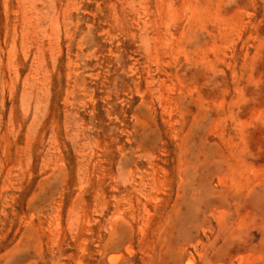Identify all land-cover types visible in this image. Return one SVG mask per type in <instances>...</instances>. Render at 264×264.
Masks as SVG:
<instances>
[{
	"label": "rangeland",
	"instance_id": "obj_1",
	"mask_svg": "<svg viewBox=\"0 0 264 264\" xmlns=\"http://www.w3.org/2000/svg\"><path fill=\"white\" fill-rule=\"evenodd\" d=\"M0 78V264H264V0H0Z\"/></svg>",
	"mask_w": 264,
	"mask_h": 264
},
{
	"label": "bare ground",
	"instance_id": "obj_2",
	"mask_svg": "<svg viewBox=\"0 0 264 264\" xmlns=\"http://www.w3.org/2000/svg\"><path fill=\"white\" fill-rule=\"evenodd\" d=\"M155 2H156V0H155ZM210 2H211V1H210ZM94 3H95V2H94ZM96 3H97V2H96ZM126 3H127V2H126ZM130 3H131V2H130ZM221 4H223V2H222ZM130 5H131V4H130ZM166 5H167V4H166ZM20 6H21V5H20ZM137 6H138V5H137ZM155 6H156V5H155ZM196 6H197V5H196ZM220 6H221V5H220ZM25 7H26V6H25ZM63 7H64V6H63ZM128 7H130V6H128ZM132 7H133V5H132ZM158 7H159V5H158ZM221 7H222V6H221ZM239 7H240V6H239ZM156 8H157V6H156ZM186 8H187V7H186ZM233 8H235V7H233ZM134 9H135V7H134ZM224 9H225V8H224ZM26 10H27V9H26ZM62 10H63V8H62ZM99 10H100V9H99ZM142 10H143V9H142ZM185 10H186V9H185ZM130 11H131V10H130ZM98 12H99V11H98ZM152 12H153V11H152ZM220 12H221V10H220ZM230 12H231V11H230ZM233 12H234V11H233ZM19 13H21V12H19ZM24 13H25V12H24ZM131 13H132V12H131ZM143 13H144V12H143ZM15 14H18V13L16 12ZM30 14H31V13H30ZM129 14H130V13H129ZM184 14H186V12H185ZM24 15H25V14H24ZM24 15H22V16H24ZM142 15H143V14H142ZM145 15H146V14H145ZM150 15L152 16V14H150ZM186 15H187V14H186ZM219 15H220V14H219ZM237 15H238V14H237ZM239 15H240V14H239ZM239 15H238V16H239ZM22 16H21V17H22ZM29 16H31V15H29ZM190 16H191V15H190ZM214 16H215V15H214ZM13 17H14V15H13ZM89 17H90V16H89ZM187 17H188V16H187ZM220 17H221V16H220ZM90 18H91V17H90ZM146 18H147V17H146ZM213 18H214V17H213ZM234 18H235V17H234ZM234 18H232V20H231L232 22H233V19H234ZM15 19H17V18H15ZM18 19H19V17H18ZM21 19H22V18H21ZM121 19H122V18H121ZM144 19H145V18H144ZM237 19H238V17H237ZM239 19H240V17H239ZM97 20H98V19H97ZM99 20H100V19H99ZM132 20H133V19H132ZM186 20H187V19H186ZM186 20H185V21H186ZM190 20H191V19H190ZM190 20H189V21H190ZM215 20H216V17H215ZM220 20H221V19H220ZM223 20H224V18H223ZM27 21H28V20H27ZM180 21H181V20H180ZM193 21H194V20H193ZM193 21H192V23H193ZM235 21H236V20H235ZM16 22H18V20H17ZM141 22H142V21H141ZM215 22H216V21H215ZM224 22H225V21H224ZM224 22H223V23H224ZM228 22H229V20H228ZM92 23H93V22H92ZM94 23H95V22H94ZM180 23H181V22H180ZM184 23H185V22H184ZM190 23H191V22H190ZM194 23H195V22H194ZM194 23H193V24H194ZM198 23H199V22H198ZM226 23H227V22H226ZM230 23H231V22H230ZM23 24H24V23H23ZM96 24H97V23H96ZM136 24H137V23H136ZM136 24H135V25H136ZM157 24H158V23H157ZM166 24H167V23H166ZM204 24H205V22H204ZM204 24H202V25H204ZM209 24H210V23H209ZM213 24H214V22H213ZM221 24H222V23H221ZM231 24H232V23H231ZM235 24H236V23H235ZM34 25H35V24H34ZM191 25H192V24H191ZM243 25H244V24H243ZM138 26H139V25H138ZM179 26H180V25H179ZM182 26H183V25H182ZM194 26H195V25H194ZM196 26H199V25L197 24ZM225 26H226V25H225ZM230 26H231V25H230ZM239 26H240V24H239ZM16 27H17V25H16ZM76 27H77V26H76ZM87 27H88V26H87ZM97 27H98V26H97ZM99 27H100V26H99ZM180 27H181V26H180ZM192 27H193V26H192ZM200 27H202V26H200ZM200 27H199V28H200ZM233 27L235 28V26H233ZM14 28H15V27H14ZM22 28H23V27H22ZM102 28H103V27H102ZM135 28H136V27H135ZM152 28H153V27H152ZM197 28H198V27H197ZM203 28H205V27H203ZM212 28H214V27H212ZM219 28H220V27H219ZM222 28H223V27H222ZM239 28H240V27H239ZM244 28H245V27H244ZM83 29H84V28H83ZM95 29H96V28H95ZM150 29H151V28H150ZM163 29H164V28H163ZM187 29H189V27H188ZM206 29H208V28H206ZM214 29H215V28H214ZM51 30H52V29H51ZM160 30H161V28H160ZM181 30H182V29H181ZM222 30H223V29H222ZM224 30H225V29H224ZM238 30H239V29H238ZM61 31H62V30H61ZM100 31H101V30H100ZM132 31H133V30H132ZM164 31H165V30H164ZM214 31H217V30H214ZM57 32H58V31H57ZM57 32H56V33H57ZM92 32H93V31H92ZM142 32L144 33V29L141 31V33H142ZM154 32H155V31H154ZM184 32H186V31H184ZM188 32H189V31H188ZM211 32H212V31H211ZM224 32H226V31H224ZM224 32H223V33H224ZM228 32H229V31H228ZM244 32H245V31H244ZM99 33H100V32H99ZM113 33H114V32H113ZM139 33H140V32H139ZM150 33H151V32H150ZM160 33H161V32H160ZM162 33H163V32H162ZM196 33H197V32H196ZM196 33L194 34V36H195V35L197 36ZM199 33H200V32H199ZM209 33H210V32H209ZM220 33H221V30H220ZM220 33H219V35H221ZM154 34H155V33H154ZM163 34H164V33H163ZM171 34H172V33H171ZM182 34H183V33H182ZM182 34H181V35H182ZM186 34H187V32H186ZM189 34H190V33H189ZM225 34H226V33H225ZM227 34H228V33H227ZM244 34H245V33H244ZM106 35H107V34H106ZM152 35H153V34H152ZM166 35H167V34H165V36H166ZM199 35H200V34H199ZM249 35H250V34H249ZM88 36H89V35H88ZM96 36H97V35H96ZM156 36H157V35H156ZM168 36H169V35H168ZM178 36H179V34H178ZM182 36H183V35H182ZM188 36H189V35H188ZM194 36H193V38H194ZM205 36H206V35H205ZM222 36H223V35H222ZM250 36H251V35H250ZM250 36H249V37H250ZM22 37H23V36H22ZM35 37H36V36H35ZM84 37H86V36H84ZM119 37H120V36H119ZM152 37H153V36H152ZM171 37H172V36H171ZM202 37H203V36H202ZM202 37H201V38H202ZM233 37H234V36H233ZM245 37L248 38L247 36H245ZM12 38H13V37H12ZM12 38H11V39H12ZM86 38H87V37H86ZM169 38H170V37H169ZM239 38H240V37H239ZM36 39H37V38H36ZM94 39H96V38H94ZM100 39H101V38H100ZM115 39H116V38H115ZM158 39H159V38H158ZM163 39H164V38H163ZM177 39H178V38H177ZM179 39H180V38H179ZM218 39H219V38H218ZM242 39H243V38H242ZM18 40H19V39H18ZM29 40H30V39H29ZM84 40H85V39H84ZM101 40H102V39H101ZM105 40H106V37H105ZM194 40H195V39H194ZM209 40H210V39H209ZM219 40H221V39H219ZM244 40H245V39H244ZM248 40H249V38H248ZM22 41H23V40H22ZM22 41H20V42H21V46H22ZM96 41H97V40H96ZM139 41H140V40H139ZM154 41H155V40H154ZM161 41H162V40H161ZM165 41H166V39H165ZM174 41H176V40H174ZM224 41H225V40H224ZM242 41H243V40H242ZM245 41L247 42V40H245ZM250 41H252V40H250ZM26 42H27V41H26ZM34 42H35V40H34ZM36 42H38V41H36ZM78 42H79V40H78ZM92 42H93V41H92ZM98 42H99V41H98ZM100 42H101V41H100ZM121 42H122V41H121ZM189 42H190V41H189ZM191 42H192V41H191ZM191 42H190V43H191ZM217 42H218V40H217ZM238 42H239V40H238ZM246 42H245V43H246ZM41 43H42V42H41ZM62 43H63V42H62ZM90 43H91V42H90ZM104 43H105V42H104ZM139 43H140V42H139ZM162 43H163V42H162ZM162 43H161V44H162ZM164 43H166V42H164ZM168 43H169V42H168ZM171 43H172V42H171ZM174 43H175V42H174ZM176 43H177V42H176ZM195 43H196V41H195ZM9 44H10V43H9ZM31 44H32V43H31ZM45 44H46V43H45ZM86 44H87V43H86ZM91 44H93V43H91ZM101 44H102V43H101ZM114 44H115V43H114ZM114 44H113L112 46H114ZM145 44H146V43H145ZM159 44H160V43H159ZM161 44H160V45H161ZM166 44H167V43H166ZM178 44H179V42H178ZM204 44H205V43H204ZM218 44H219V43H218ZM227 44H228V43H227ZM229 44H230V42H229ZM14 45H15V44H14ZM33 45H34V43H33ZM96 45H97V44H96ZM117 45H118V44H117ZM155 45H156V44H155ZM162 45H163V44H162ZM175 45H177V44H175ZM187 45H188V44H187ZM244 45H245V44H244ZM9 46H10V45H9ZM18 46H19V45H18ZM35 46H36V45H35ZM54 46H55V45H54ZM90 46H91V45H90ZM137 46H138V45H137ZM164 46H165V45H164ZM196 46H197V45H196ZM241 46H242V45H241ZM241 46H240V48H241ZM32 47H33V46H32ZM37 47H38V46H37ZM46 47H47V46H46ZM75 47H77V45H76ZM94 47H95V46H94ZM169 47H170V46H169ZM169 47H168V48H169ZM172 47H173V46H172ZM172 47H171V48H172ZM194 47H195V46H194ZM208 47H209V46H208ZM225 47H226V46H225ZM24 48H25V47H24ZM41 48H42V47H41ZM44 48H45V47H44ZM63 48H64V47H63ZM96 48H97V47H96ZM96 48H95V49H96ZM144 48H145V46H144ZM151 48H152V47H151ZM166 48H167V47H166ZM166 48H165V49H166ZM178 48H179V47H177V49H178ZM195 48H196V47H195ZM214 48H215V47H214ZM234 48H235V47H234ZM234 48H233V49H234ZM98 49L100 50V48H98ZM103 49H104V48H103ZM107 49H108V48H107ZM139 49H140V48H139ZM145 49H146V48H145ZM147 49H149V48H147ZM152 49H154V48H152ZM152 49H151V50H152ZM159 49H160V48H159ZM163 49H164V48H163ZM180 49L182 50V48H180ZM183 49H184V47H183ZM197 49H198V48H197ZM199 49H200V48H199ZM222 49H223V48H222ZM246 49H247V48H246ZM10 50H11V49H10ZM27 50H29V48H28ZM85 50H87V49H85ZM114 50H115V49H114ZM114 50H113V51H114ZM195 50H196V49H195ZM200 50H201V49H200ZM209 50H210V49H209ZM209 50H208V51H209ZM223 50H224V49H223ZM225 50H226V48H225ZM225 50H224L223 52H225ZM143 51H144V50H143ZM167 51H168V50H167ZM167 51H166V52H167ZM178 51H179V50H178ZM188 51H189V49H188ZM191 51H192V50H191ZM229 51H230V50L228 49V52H229ZM243 51H244V50H243ZM245 51H246V50H245ZM248 51H249V50H248ZM8 52H9V51H8ZM19 52H20V51H19ZM36 52H37V51H35V53H36ZM150 52H151V51H150ZM150 52H148V53H150ZM169 52H170V51H169ZM180 52H181V51H180ZM193 52H194V51H193ZM193 52H192V53H193ZM200 52H201V51H200ZM209 52H210V51H209ZM234 52H235V50H234ZM234 52H233V54H234ZM35 53H34V54H35ZM97 53H98V52H97ZM107 53H108V52H107ZM151 53H152V52H151ZM157 53H158V52H157ZM170 53H171V52H170ZM174 53H175V52H174ZM176 53H177V52H176ZM192 53H191V54H192ZM225 53H226V52H225ZM72 54H73V53H72ZM87 54H88V53H87ZM99 54H100V53H99ZM104 54H105V53H104ZM108 54H109V53H108ZM108 54H107V55H108ZM133 54H134V52H133ZM144 54H147V53H144ZM164 54H165V52H164ZM178 54H179V53H178ZM189 54H190V53H189ZM203 54L206 56L205 52H204ZM207 54H208V53H207ZM215 54H216V53H215ZM215 54H214V55H215ZM219 54H221V51H220ZM222 54H223V53H222ZM249 54H250V53H249ZM2 55H3V54H2ZM7 55H8V54H7ZM11 55H12V53H11ZM30 55H31V54H30ZM40 55H41V54H40ZM120 55H121V54H120ZM156 55H157V54H156ZM156 55H154V56H156ZM168 55H169V54H168ZM170 55H171V54H170ZM170 55H169V56H170ZM195 55H196V54H195ZM199 55H200V54H199ZM199 55H198V56H199ZM217 55H218V54H217ZM217 55H216V56H217ZM223 55H224V54H223ZM223 55H222V56H223ZM226 55H227V54H226ZM228 55H229V54H228ZM236 55H237V54H236ZM81 56H82V55H81ZM144 56H146V55H144ZM148 56H149V54H148ZM162 56H163V55H162ZM183 56H185V55H183ZM196 56H197V55H196ZM196 56H195V57H196ZM3 57H4V56H3ZM27 57H28V56H27ZM27 57H26V58H27ZM158 57H159V56H158ZM163 57H164V56H163ZM170 57H171V56H170ZM193 57H194V56H193ZM200 57H201V56H200ZM206 57H207V56H206ZM213 57H214V56H213ZM217 57H218V56H217ZM228 57H229V56H228ZM234 57H235V56H234ZM241 57H242V56H241ZM10 58H11V57H10ZM61 58H62V57H61ZM143 58H144V57H143ZM147 58H148V57H147ZM155 58H156V57H155ZM155 58H153V59H155ZM165 58H166V56H165ZM173 58H175V54H174V57H173ZM177 58H180V57L177 56ZM197 58H198V57H197ZM218 58H219V57H218ZM218 58H217V59H218ZM226 58H227V57H226ZM239 58H240V57H239ZM64 59H65V58H64ZM106 59H107V57H106ZM141 59H142V58H141ZM171 59H172V58H171ZM175 59H176V58H175ZM175 59H174V60H175ZM180 59H181V58H180ZM191 59H192V58H191ZM212 59H213V58H212ZM214 59H215V58H214ZM233 59H234V58H233ZM240 59H241V58H240ZM247 59H249V58H247ZM74 60H75V59H74ZM95 60H97V59H95ZM161 60H162V58H161ZM183 60H184V58H183ZM198 60H200V59H198ZM205 60H206V59H205ZM219 60H221V59H219ZM219 60H218V61H219ZM222 60H225V61H226V59H222ZM230 60H232V59L230 58ZM242 60H243V59H242ZM242 60H241V61H242ZM6 61H7V60H6ZM6 61H5V62H6ZM14 61H15V60H14ZM19 61H20V60H19ZM25 61H26V60H25ZM34 61H35V60H34ZM61 61H62V60H61ZM80 61H81V60H80ZM108 61H109V60H108ZM112 61H113V60H112ZM112 61H110V62H112ZM118 61H119V60H118ZM134 61H135V60H134ZM137 61H138V60H137ZM155 61H156V60H155ZM166 61H167V60H166ZM166 61H165V62H166ZM177 61H178V60H177ZM188 61H189V60H188ZM188 61H187V62H188ZM211 61H213V60H211ZM218 61H217V62H218ZM232 61H233V60H232ZM235 61H236V59H235ZM16 62H17V61H16ZM40 62H41V61H40ZM48 62H49V61H48ZM59 62H60V61H59ZM92 62H93V61H92ZM92 62H91V63H92ZM139 62H140V61H139ZM139 62H138V63H139ZM158 62H159V61H158ZM185 62H186V61H185ZM213 62H215V61H213ZM213 62H212V63H213ZM229 62H230V61H229ZM229 62H228V63H229ZM238 62H239V61H238ZM246 62H247V61H246ZM22 63H23V62H22ZM38 63H39V62H38ZM60 63L62 64V62H60ZM99 63H100V62H99ZM108 63H109V62H108ZM150 63H151V62H150ZM168 63H169V62H168ZM208 63H209V62H208ZM208 63H207V64H208ZM212 63H209V64H212ZM253 63H255V62H253ZM18 64H19V63H18ZM18 64H17V65H18ZM34 64H35V63H34ZM89 64H90V63H89ZM94 64H95V63H94ZM100 64H101V63H100ZM110 64H111V63H110ZM142 64H143V62H142ZM156 64H158V63H156ZM159 64H160V63H159ZM169 64H170V67H171V63H169ZM173 64H174V63H173ZM209 64H208V65H209ZM232 64H233V63H232ZM5 65H6V64H5ZM65 65H66V64H65ZM83 65H84V64H83ZM91 65H92V64H91ZM103 65H104V64H103ZM113 65H114V64H113ZM147 65H148V64H147ZM152 65H153V64H152ZM160 65H161V64H160ZM221 65H222V64H221ZM237 65H238V63H237ZM35 66H36V65H35ZM81 66H82V65H81ZM104 66H105V65H104ZM115 66H116V65H115ZM143 66H144V65H143ZM143 66H142V67H143ZM157 66H158V65H157ZM165 66H166V65H165ZM173 66H174V65H173ZM202 66H204V65H202ZM209 66H210V65H209ZM219 66H220V65H219ZM225 66H227L226 63H225ZM240 66H241V65H240ZM3 67H4V66H3ZM65 67H66V66H65ZM92 67H93V66H92ZM129 67H130V66H129ZM5 68H6V67H5ZM61 68H62V66H61ZM95 68H96V67H95ZM101 68H102V67H101ZM107 68H108V67H107ZM113 68H114V67H113ZM135 68H137V67H135ZM147 68H148V67H147ZM171 68H172V67H171ZM192 68H193V67H192ZM204 68H205V67H204ZM204 68H202V69H204ZM214 68H215V67H214ZM236 68H237V67H236ZM15 69H16V68H15ZM15 69H14V70H15ZM18 69H19V68H18ZM62 69H63V68H62ZM79 69H80V68H79ZM99 69H100V68H99ZM119 69H120V68H119ZM127 69H128V68H127ZM161 69H163V68H161ZM185 69H186V68H185ZM225 69H226V68H225ZM231 69H232V67H231ZM1 70H2V69H1ZM14 70H12L13 73L15 72ZM66 70H67V68H66ZM104 70H105V69H104ZM128 70H129V69H128ZM134 70H135V69H134ZM173 70H174V69H173ZM186 70H188V69H186ZM190 70H191V69H190ZM195 70H196V69H194V71H195ZM198 70H199V69H198ZM226 70H228V69H226ZM232 70H233V69H232ZM232 70H231V71H232ZM17 71H18V70H17ZM136 71H137V70H136ZM147 71H148V70H147ZM155 71H157V70H155ZM165 71H166V70H165ZM235 71H236V70H235ZM3 72H4V70H3L1 73H3ZM77 72H78V71H77ZM77 72H76V73H77ZM93 72H94V71H93ZM102 72H103V71H102ZM106 72H107V71H106ZM138 72H139V71H138ZM143 72H144V71H143ZM151 72H152V71H151ZM166 72H167V71H166ZM258 72H259V71H258ZM15 73H16V72H15ZM31 73H32V72H31ZM37 73H38V72H37ZM78 73H79V72H78ZM146 73H147V72H146ZM185 73H186V72H185ZM188 73H189V72H188ZM194 73H195V72H194ZM232 73H233V71H232ZM234 73H235V72H234ZM237 73H238V71H237ZM16 74H17V73H16ZM16 74H15V75H16ZM33 74H34V73H33ZM35 74H36V73H35ZM69 74H70V73H69ZM150 74H151V73H150ZM172 74H173V73H172ZM189 74H190V73H189ZM192 74H193V73H192ZM235 74H236V73H235ZM15 75H14V76H15ZM36 75H37V74H36ZM79 75H80V74H79ZM170 75H171V74H170ZM170 75H169V76H170ZM219 75H221V74H219ZM1 76H2V75H1ZM63 76H64V75H63ZM75 76H76V75H75ZM83 76H84V75H83ZM131 76H132V75H131ZM137 76H138V75H137ZM181 76H183V75H181ZM211 76H212V75H211ZM16 77H17V75H16ZM31 77H32V76H31ZM53 77H54V76H53ZM64 77H65V76H64ZM67 77H68V75H67ZM102 77H104V76L102 75ZM112 77H114V76H112ZM153 77H154V76H153ZM153 77H152V78H153ZM156 77H157V76H156ZM175 77H176V76H175ZM192 77H193V76H192ZM218 77H219V76H218ZM236 77H237V74H236ZM120 78H121V76H120ZM135 78H136V77H135ZM142 78H143V77H142ZM154 78H155V77H154ZM154 78H153V80H154ZM170 78H171V77H170ZM216 78H217V77H216ZM40 79H41V78H40ZM107 79H108V78H107ZM149 79H150V78H149ZM157 79H158V78H157ZM157 79H155V80H157ZM171 79H172V78H171ZM183 79H184V77H183ZM218 79H219V78H218ZM0 80H2V78H0ZM16 80H17V79H16ZM32 80H33V79H32ZM66 80H67V79H66ZM186 80H187V79H186ZM191 80H192V79H191ZM191 80H190V81H191ZM193 80H195V79H193ZM193 80H192V81H193ZM30 81H31V80H30ZM33 81H34V80H33ZM68 81H69V80H68ZM96 81H97V80H96ZM98 81H99V80H98ZM110 81H111V80H110ZM151 81H152V80H151ZM174 81H175V80H174ZM242 81H243V80H242ZM72 82H74V81H72ZM112 82H114V81H112ZM138 82H139V80H138ZM144 82L146 83L145 80H144ZM184 82H185V80H184ZM53 83H54V80H53ZM90 83H92V84H90V85H93V82H90ZM105 83H106V82H105ZM114 83H115V82H114ZM117 83H118V82H117ZM154 83H155V82H154ZM180 83H181V82H180ZM193 83H194V82H193ZM1 84H2V83H1ZM40 84H41V83H40ZM86 84H87V83H86ZM106 84H107V83H106ZM197 84H198V83H197ZM261 84H262V83H261ZM43 85H44V84H43ZM49 85H50V84H49ZM88 85H89V84H88ZM111 85H112V84H111ZM115 85H116V83H115ZM150 85H151V82H150ZM152 85H153V84H152ZM189 85H190V84H189ZM203 85H204V84H203ZM248 85H249V84H248ZM255 85H256V84H255ZM41 86H42V85H41ZM47 86H48V85H47ZM82 86H83V85H82ZM157 86H158V85H157ZM186 86H187V84H186ZM72 87H73V86H72ZM94 87H96V86H94ZM104 87H105V86H104ZM177 87H178V86H177ZM34 88H36V87H34ZM48 88H49V87H48ZM68 88H69V87H68ZM146 88H147V87H146ZM151 88H152V87H151ZM1 89H3V88H1ZM44 89H45V88H44ZM74 89H75V87H74ZM74 89H73V91H74ZM95 89H97V88H95ZM101 89H102V88H101ZM180 89H181V87H180ZM199 89H200V88H199ZM51 90H52V88H51ZM82 90H83V89H82ZM84 90H85V89H84ZM177 90H178V89H177ZM206 90H207V89H206ZM35 91H36V90H35ZM98 91H99V89H98ZM148 91H149V90H148ZM199 91H200V90H199ZM45 92H46V91H45ZM87 92H88V91H87ZM87 92H86V93H87ZM104 92H105V91H104ZM169 92H170V91H169ZM182 92L184 93L183 90H182ZM182 92H181V93H182ZM185 92H186V91H185ZM191 92H192V91H191ZM194 92H196V90H195ZM15 93H16V92H15ZM80 93H81V92H80ZM84 93H85V92H84ZM99 93H100V91H99ZM155 93H156V92H155ZM176 93H177V92H176ZM178 93H179V92H178ZM181 93H180V94H181ZM100 94H102V93H100ZM104 94H105V93H104ZM104 94H103V95H104ZM106 94H107V92H106ZM111 94H112V93H111ZM111 94H110V95H111ZM160 94H161V93H160ZM51 95H52V94H51ZM69 95H70V94H69ZM71 95H72V94H71ZM85 95H86V94H85ZM86 96H87V95H86ZM99 96H100V95H99ZM104 96H105V95H104ZM111 96H112V95H111ZM171 96H172V94H171ZM216 96H217V95H216ZM221 96H222V95H221ZM153 97H154V96H153ZM156 97H157V96H156ZM175 97H176V96H175ZM209 97H210V96H209ZM235 97H236V96H235ZM72 98H74V97H72ZM154 98H155V97H154ZM154 98H153V99H154ZM170 98H171V97H170ZM217 98H218V97H217ZM95 99H96V98H95ZM177 99H179V98H177ZM190 99H191V98H190ZM221 99H223V97H222ZM77 100H81V99H77ZM105 100H106V99H105ZM110 100H111V99H110ZM144 100H145V99H144ZM151 100H152V99H151ZM211 100H212V99H211ZM226 100H227V99H226ZM71 101H72V99H71ZM146 101H147V100H146ZM216 101H217V99H216ZM216 101H215V102H216ZM79 102H80V101H79ZM84 102H85V100H84ZM174 102H175V101H174ZM178 102H179V100H178ZM182 102H184V101H182ZM191 102H192V101H191ZM206 102H208V101H206ZM218 102H220V101H218ZM77 103H78V102H77ZM145 103H147V102H145ZM158 103H159V102H158ZM209 103H210V102H209ZM107 104H108V103H107ZM107 104H106V105H107ZM111 104H112V103H111ZM153 104H154V103H153ZM211 104H212V103H211ZM73 105H74V104H73ZM93 105H94V104H93ZM93 105H92V109H93ZM177 105H178V104H177ZM65 106H66V105H65ZM85 106H86V105H85ZM85 106H84V107H85ZM140 106H141V105H140ZM142 106H143V105H142ZM142 106H141V107H142ZM205 106H206V105H205ZM219 106H220V103H219ZM224 106H226L225 103H224ZM227 106H228V105H227ZM80 107H81V106H80ZM80 107H79V108H80ZM184 107H185V106H184ZM40 108H41V107H40ZM74 108H75V107H74ZM82 108H83V107H82ZM82 108H80V109H82ZM95 108H96V107H95ZM170 108H171V106H170ZM172 108H173V106H172ZM178 108H179V107H178ZM181 108H182V106H181ZM236 108H237V107H236ZM69 109H70V108H69ZM83 109H84V108H83ZM92 109H91V110H92ZM109 109H110V108H109ZM145 109H146V107H145ZM159 109H160V108H159ZM176 109H177V108H176ZM189 109H190V108H188V110H189ZM199 109H200V108H199ZM203 109H204V108H202V110H203ZM65 110H66V109H65ZM71 110H72V109H71ZM142 110H143V108H142ZM142 110H141V111H142ZM178 110H179V109H178ZM73 111H74V110H73ZM110 111H111V110H110ZM138 111H139V110H138ZM150 111H151V110H150ZM173 111H174V110H173ZM199 111H200V110H199ZM212 111H213V110H212ZM0 112H1V110H0ZM74 112H75V111H74ZM76 112H77V111H76ZM83 112H84V111H83ZM111 112H112V111H111ZM147 112H148V111H147ZM80 113H81V111H80ZM136 113H137V112H136ZM138 113H139V112H138ZM140 113H141V112H140ZM150 113H151V112H150ZM180 113H181V112H180ZM201 113H203V112H201ZM94 114H95V113H94ZM111 114H112V113H111ZM174 114H175V113H174ZM187 114H188V113H187ZM216 114H217V113H216ZM80 115H81V114H80ZM82 115H83V114H82ZM84 115H85V114H84ZM84 115H83V116H84ZM90 115H92V114L90 113ZM112 115H113V114H112ZM138 115H139V114H138ZM138 115H137V116H138ZM144 115H146V113H144ZM149 115H150V114H149ZM178 115H179V114H178ZM181 115H182V114H181ZM181 115H180V116H181ZM208 115H209V114H208ZM218 115H222V114L219 113ZM218 115H217V116H218ZM223 115H224V114H223ZM134 116H135V115H134ZM139 116H140V115H139ZM139 116H138V117H139ZM146 116L148 117V115H146ZM151 116H152V115H151ZM217 116H216V117H217ZM230 116H231V115H230ZM135 117H136V116H135ZM138 117H137V119H139ZM149 117H150V116H149ZM149 117H148V118H149ZM182 117H183V115H182ZM190 117H191V116H190ZM140 118H141V116H140ZM196 118H197V116L195 117V119H196ZM80 119H81V118H80ZM80 119H79V120H80ZM85 119H86V118H85ZM142 119H143V118H142ZM190 119H191V118H190ZM195 119H193V120H195ZM0 120H1V119H0ZM92 120H93V119H92ZM140 120H141V119H140ZM140 120L138 121L139 123H140ZM147 120H149V119H147ZM147 120L144 119V122L147 121ZM150 120H152V119H150ZM173 120H175V119H173ZM176 120H177V119H176ZM75 121H77V118H76ZM126 121H127V120H126ZM135 121H136V120H135ZM179 121H180V120H179ZM188 121H189V120H188ZM87 122H89V121H87ZM147 122L149 123L150 121H147ZM198 122H199V121H198ZM76 123H78V121H77ZM133 123H134V122H133ZM133 123H132V124H133ZM152 123H153V122H152ZM155 123H156V121H155ZM155 123H153V124H155ZM173 123H174V122H173ZM199 123H200V122H199ZM90 124H91V122H90ZM143 124H145V123H143ZM143 124H142V125H143ZM180 124H181V123H180ZM195 124H196V123H195ZM220 124H221V123H220ZM220 124L218 125L219 127H220ZM66 125H67V124H66ZM174 125H175V123H174ZM188 125H189V124H188ZM214 125H215V124H214ZM132 126H133V125H132ZM134 126H135V125H134ZM139 126H140V125H139ZM154 126H155V125H154ZM215 126H216V125H215ZM215 126H214V127H215ZM44 127H45V126H44ZM44 127H43V128H44ZM84 127H85V126H84ZM92 127H93V126H92ZM151 127H152V126H151ZM224 127H225V126H224ZM23 128H24V127H23ZM135 128H136V127H135ZM173 128H175V127L173 126ZM177 128H178V127H177ZM222 128H223V126H222ZM222 128H221V129H222ZM46 129H47V128H46ZM92 129H94V127H93ZM132 129H133V127H132ZM138 129H139V128H138ZM192 129H193V128H192ZM192 129H191V130H192ZM221 129H220V131H221ZM72 130H73V129H72ZM215 130H216V129H215ZM218 130H219V128H218ZM37 131H38V130H37ZM49 131H50V129H49ZM69 131H70V130H69ZM73 131H74V130H73ZM80 131H81V130H80ZM135 131H136V129H135ZM150 131H151V130H150ZM150 131H149V132H150ZM169 131H170V130H169ZM173 131H174V130H173ZM177 131H178V130H177ZM60 132H61V131H60ZM60 132H59V133H60ZM88 132H89V131H88ZM152 132H153V131H152ZM191 132H192V131H191ZM218 132H219V131H218ZM36 133H37V132H36ZM94 133H95V132H94ZM94 133H93V135H94ZM98 133H99V132H98ZM171 133H172V132H171ZM175 133H176V132H175ZM179 133H180V132H179ZM219 133H221V132H219ZM222 133H223V132H222ZM30 134H31V133H30ZM139 134H140V132H139ZM190 134H191V133H190ZM190 134H189V135H190ZM224 134H225V133H224ZM36 135H38V134H36ZM67 135H68V134H67ZM88 135H90V134H88ZM93 135H91V136H93ZM121 135H122V134H121ZM134 135H135V134H134ZM137 135H138V134H137ZM171 135L173 136V134H171ZM175 135H177V134H175ZM221 135L223 136V134H221ZM8 136H9V135H8ZM139 136H140V135H139ZM41 137H42V136H41ZM75 137H76V135H75ZM150 137H151V136H150ZM173 137H174V136H173ZM8 138H9V137H8ZM33 138H34V137H33ZM37 138H38V136H37ZM88 138H89V136H88ZM231 138H232V137H231ZM0 139H1V138H0ZM9 139H10V138H9ZM25 139H26V138H25ZM42 139H43V138H42ZM76 139H77V138H76ZM149 139H150V138H149ZM186 139H188V138H186ZM59 140H60V139H59ZM88 140H89V139H88ZM92 140H93V138H92ZM135 140H136V139H135ZM143 140H144V139H143ZM174 140H175V139H174ZM177 140H178V139H177ZM183 140H184V139H183ZM230 140H231V139H230ZM3 141H4V140H3ZM21 141H22V139H21ZM28 141H29V140H28ZM28 141H27V142H28ZM39 141H40V140H39ZM73 141H74V140H73ZM99 141H100V139H99ZM189 141H190V139L188 140V142H189ZM236 141H237V140H236ZM4 142H5V141H4ZM25 142H26V141H25ZM27 142H26V143H27ZM42 142H43V141H42ZM54 142H55V141H54ZM18 143H19V142H18ZM18 143H17V144H18ZM30 143H31V141H30ZM39 143H40V142H39ZM52 143H53V142H52ZM139 143H140V142H139ZM174 143H175V142H174ZM5 144H6V143H5ZM11 144H12V142H11ZM14 144H15V142H14ZM24 144H25V143H24ZM24 144H22V145H24ZM74 144H75V143H74ZM121 144H122V143H121ZM121 144H120V145H121ZM136 144H137V143H136ZM171 144H172V143H171ZM176 144H177V143H176ZM182 144H183V142H182ZM182 144H181V146H183ZM26 145H27V144H26ZM29 145H30V144H29ZM55 145H56V144H55ZM72 145H73V144H72ZM97 145H98V144H97ZM118 145H119V144H118ZM130 145H131V144H130ZM140 145H142V144H140ZM177 145H178V144H177ZM177 145H176V146H177ZM234 145H235V143L233 144V146H234ZM27 146H28V145H27ZM38 146H39V145H38ZM59 146H60V145H59ZM102 146H103V145H102ZM104 146H105V145H104ZM110 146H111V145H110ZM131 146H133V145H131ZM137 146H138V145H137ZM233 146H232V147H233ZM25 147H26V146H24V148H25ZM29 147H30V146H29ZM39 147H40V146H39ZM41 147H42V146H41ZM50 147H51V146H50ZM57 147H58V145H57ZM84 147H85V146H84ZM84 147H83V148H84ZM94 147H96V146L94 145ZM111 147H112V146H111ZM117 147H118V146H117ZM134 147H136V146L134 145ZM189 147H190V145H189ZM6 148H7V145H6ZM12 148H13V147H12ZM89 148H90V147H89ZM107 148H108V147L106 146V150H107ZM146 148H147V147H146ZM234 148H236V147H234ZM26 149H27V147H26ZM26 149H25V150H26ZM54 149H55V148H54ZM111 149H113V148H111ZM117 149H118V148H117ZM143 149H144V148H143ZM143 149H142V151H143ZM250 149H251V148H250ZM6 150H7V149H6ZM8 150H9V149H8ZM30 150H31V149H30ZM42 150H43V149H42ZM58 150H59V149H58ZM131 150H132V149H131ZM133 150H134V149H133ZM179 150H180V149H179ZM15 151H16V150H15ZM45 151H46V150H45ZM85 151H86V150H85ZM87 151H88V150H87ZM98 151H99V150H98ZM110 151H111V150H110ZM142 151H141V152H142ZM148 151H149V150L147 149L145 152H148ZM182 151H183V150H182ZM204 151H205V150H204ZM204 151H203V153H204ZM9 152H10V151H9ZM46 152H47V151H46ZM51 152H53V151H51ZM89 152H90V151H89ZM92 152H93V151H92ZM31 153H32V152H31ZM44 153H45V152H44ZM47 153H49V152H47ZM110 153H111V152H110ZM112 153H113V152H112ZM137 153H138V152H137ZM143 153H144V152H143ZM152 153H153V152H152ZM180 153H181V151L179 152V154H180ZM25 154H26V153H25ZM29 154H30V153H29ZM97 154H99V153H97ZM132 154H133V153H132ZM134 154H135V153H134ZM14 155H15V153H14ZM46 155H47V154H46ZM127 155H128V154H127ZM183 155H184V154H183ZM203 155L205 156V154H203ZM233 155L235 156L234 151H233ZM37 156H38V155H37ZM84 156H85V155H84ZM110 156H111V154H110ZM11 157H12V156H11ZM31 157H32V154H31ZM98 157H99V155H98ZM123 157H124V156H123ZM181 157H182V156H181ZM198 157H199V156H198ZM57 158H58V157H57ZM57 158H56V160H57ZM74 158H75V157H74ZM88 158H89V157H88ZM100 158H101V157H100ZM107 158H108V157H107ZM110 158H111V157H110ZM119 158H120V157H119ZM8 159H9V158H8ZM20 159H22V158H20ZM20 159H19V160H20ZM62 159H63V158H62ZM76 159H77V158H76ZM103 159H104V158H103ZM114 159H115V158H114ZM124 159H125V157H124ZM126 159H127V158H126ZM181 159H182V158H181ZM187 159H188V158H187ZM198 159H199V158H198ZM198 159H197V160H198ZM19 160H18V161H19ZM59 160L61 161V158H59ZM87 160H88V159H87ZM94 160H97V159H94ZM107 160L109 161V159H107ZM133 160H134V159H133ZM175 160H176V158H175ZM177 160H178V159H177ZM204 160H205V159H204ZM11 161H12V160H11ZM98 161H99V160H98ZM143 161H145V160L143 159ZM182 161H184V160H182ZM194 161H195V159H194ZM85 162H86V161H85ZM106 162H107V161H106ZM106 162H105L104 164H107V163H108V162H107V163H106ZM187 162H188V161H187ZM195 162H196V161H195ZM2 163H3V162H2ZM59 163H60V162H59ZM99 163L101 164V161H100ZM102 163H103V162H102ZM122 163H123V162H122ZM133 163H134V162H133ZM133 163H132V164H133ZM147 163H148V162H147ZM190 163H191V162H190ZM8 164H9V163H8ZM10 164H11V163H10ZM57 164H58V163H57ZM108 164H109V163H108ZM114 164H115V163H114ZM139 164H140V163H139ZM159 164H160V163H159ZM198 164H199V163H198ZM209 164H210V163H209ZM1 165H2V164H1ZM20 165H21V164H20ZM50 165H51V164H50ZM60 165H61V164H60ZM63 165H64V164H63ZM66 165H68V164L66 163ZM96 165H97V164H96ZM102 165H103V164H102ZM191 165H192V164H191ZM98 166H99V164H98ZM131 166H132V165H131ZM140 166H141V165H140ZM171 166H172V165H171ZM183 166L186 167L185 165H183ZM183 166H181V168H182ZM201 166H202V165H201ZM230 166H231V165H230ZM230 166H228V170H229V167H230ZM16 167H17V166H16ZM18 167H19V166H18ZM21 167H22V165H21ZM49 167H50V166H49ZM105 167H106V166H105ZM108 167H109V166H108ZM192 167H193V166H192ZM231 167H232V166H231ZM8 168H9V167H8ZM45 168H46V167H45ZM55 168H56V167H55ZM57 168H58V167H57ZM59 168H60V167H59ZM66 168H67V166H66ZM130 168H131V167H130ZM132 168H133V167H132ZM141 168H142V166H141ZM186 168H187V167H186ZM188 168H189V167H188ZM190 168H191V167H190ZM197 168H198V167H197ZM197 168H196V170H197ZM1 169H2V168H1ZM9 169H10V168H9ZM24 169H25V168H24ZM61 169H62V168H61ZM61 169H60V170H61ZM93 169H94V168H93ZM103 169H105V168H103ZM106 169H107V168H106ZM135 169H136V168H135ZM143 169H144V168H143ZM143 169H142V171H143ZM155 169H156V168H155ZM183 169H184V168H183ZM183 169H181L182 172H183ZM191 169H192V168H191ZM198 169H200V168H198ZM232 169H234V168H232ZM56 170H57V169H56ZM56 170H55V171H56ZM67 170H68V169H67ZM125 170H126V169H125ZM203 170H204V169H203ZM234 170H235V169H234ZM234 170H233V171H234ZM7 171H8V170H7ZM26 171H27V170H26ZM58 171H59V169H58ZM103 171H104V170H103ZM103 171H101V172H103ZM194 171H195V170H194ZM194 171H193V172H194ZM230 171H231V170H230ZM14 172H15V171H14ZM20 172H21V171H20ZM50 172H51V171H50ZM101 172H100V169H99V173H101ZM104 172H105V171H104ZM143 172L145 173V171H143ZM147 172H149V169L147 170ZM21 173H22V172H21ZM52 173H53V172H52ZM67 173H68V171H67ZM134 173H135V172H134ZM183 173H184V172H183ZM195 173H196V172H195ZM200 173H201V172H200ZM228 173H229V172H228ZM232 173H233V172H232ZM48 174H49V173H48ZM89 174H90V173H89ZM147 174H148V173H147ZM43 175H44V174H43ZM53 175H54V174H53ZM53 175H52V176H53ZM91 175H92V174H91ZM103 175H104V174H103ZM121 175H122V174H121ZM142 175H143V174H142ZM194 175H195V174H194ZM198 175H199V174H198ZM198 175H197V176H198ZM95 176H96V175H95ZM113 176H114V175H113ZM136 176H137V175H136ZM145 176H146V175H145ZM197 176H196V177H197ZM228 176H229V175H228ZM232 176H233V175H232ZM232 176H231V174H230L229 177L233 178L234 176H233V177H232ZM14 177H15V176H14ZM42 177H43V176H42ZM65 177H66V176H64V178H65ZM78 177H79V176H78ZM102 177H103V176H101V178H102ZM116 177H117V176H116ZM146 177H148V176H146ZM196 177H194V178H196ZM199 177H200V176H199ZM45 178H46V176H45ZM117 178H118V177H117ZM134 178H135V177H134ZM139 178H140V177H138V179H139ZM144 178H145V177H144ZM160 178H162V177H160ZM185 178H186V177H185ZM185 178H184V179H185ZM226 178H227V177H226ZM226 178H225L224 180H226ZM12 179H13V177H12ZM14 179H15V178H14ZM43 179H44V178H43ZM78 179H80V178H78ZM84 179H85V178H84ZM104 179H106V178H104ZM113 179H114V178H113ZM131 179H132V178H131ZM131 179H130V180H131ZM191 179H192V178H191ZM16 180H18V179H16ZM20 180H22V179H20ZM28 180H29V179H28ZM64 180H65V179H64ZM68 180H69V179H68ZM68 180H67V181H68ZM115 180H116V179H115ZM140 180H141V179H140ZM142 180H143V179H142ZM162 180H163V179H162ZM168 180H169V179H168ZM170 180H171V179H170ZM189 180H190V179H189ZM189 180H188V182H189ZM193 180H194V179H193ZM200 180H201V179H200ZM222 180H223V179H222ZM9 181H11V180H9ZM23 181H24V180H23ZM184 181H185V180H184ZM201 181H203V180H201ZM12 182H13V181H12ZM12 182H11V183H12ZM81 182H82V181H81ZM137 182H138V181H137ZM145 182H146V181H145ZM145 182H144V183H145ZM168 182H169V181H168ZM188 182H187V183H188ZM222 182H223V181H222ZM225 182H226V181H225ZM55 183H59V182H55ZM60 183H61V182H60ZM64 183H65V182H64ZM135 183H136V182H135ZM141 183H142V182H141ZM182 183H184V182H182ZM194 183H197V182H194ZM201 183L203 184V182H201ZM223 183H224V182H223ZM232 183H233V182H232ZM9 184H10V183H9ZM15 184H18V183L15 182ZM53 184H54V181H53ZM105 184H106V183H105ZM168 184H169V183H168ZM218 184H219V183H218ZM230 184H231V181H230ZM69 185H70V184H69ZM95 185H96V184H95ZM103 185H104V184H103ZM111 185H112V184H111ZM140 185H143V184H140ZM181 185H183V184H181ZM198 185H199V184H198ZM15 186H16V185H15ZM32 186H33V185H32ZM32 186H31V187H32ZM52 186H53V185H52ZM56 186H57V185H56ZM63 186H64V185H63ZM99 186H100V185H99ZM172 186H173V185H172ZM177 186H178V183H177ZM229 186H230V185H229ZM100 187H101V186H100ZM100 187H99V188H100ZM103 187H104V186H103ZM142 187H143V186H142ZM182 187H183V186H182ZM222 187H223V186H222ZM234 187H235V186H234ZM236 187H237V186H236ZM29 188H30V187H29ZM57 188H58V187H57ZM97 188H98V187H97ZM134 188H135V186H134ZM168 188H169V187H168ZM168 188H167V189H168ZM55 189H56V188H55ZM67 189H69V188H67ZM194 189H195V188H194ZM236 189H237V188H236ZM109 190H110V189H109ZM109 190H107V192H108ZM144 190H145V189H144ZM168 190H169V189H168ZM58 191H59V190H58ZM68 191H69V190H68ZM79 191H80V190H79ZM82 191H83V190H82ZM102 191H103V190H102ZM102 191H101V192H102ZM180 191H182V190H180ZM52 192H53V191H52ZM60 192H61V191H60ZM97 192H98V191H97ZM53 193H54V192H53ZM57 193H58V192H57ZM79 193H80V192H79ZM112 193H113V192H112ZM134 193H135V192H134ZM169 193H170V192H169ZM226 193H227V192H226ZM69 194H70V193H69ZM114 194H115V193H114ZM114 194H113V195H114ZM167 194H168V193H167ZM183 194H184V193H183ZM183 194H182V196H183ZM232 194H233V193H232ZM64 195H65V192H64ZM64 195H62V196H63L62 198H64ZM144 195H145V194H144ZM168 195H169V194H168ZM191 195H192V193H191ZM194 195H195V194H194ZM8 196H9V195H8ZM52 196H53V195H52ZM58 196H59V195H58ZM67 196H68V195H67ZM83 196H84V195H83ZM95 196H96V195H95ZM178 196H180V195H178ZM182 196H181V197H182ZM14 197H15V196H14ZM21 197H22V196H21ZM76 197H77V196H76ZM161 197H162V196H161ZM190 197H191V196H190ZM190 197H189V198H190ZM192 197H193V196H192ZM9 198H10V197H9ZM26 198H27V197H26ZM62 198H61V200H62ZM65 198H67L66 195H65ZM162 198H163V197H162ZM179 198H180V197H179ZM15 199H16V197H15ZM20 199H22V198H20ZM24 199H25V198H24ZM165 199H166V198H165ZM190 199H191V198H190ZM6 200H7V199H6ZM18 200H19V198H18ZM56 200H57V199H56ZM59 200H60V199H59ZM82 200H83V199H81V201H82ZM166 200H167V199H166ZM50 201H51V199H50ZM114 201H115V200H114ZM174 201H175V200H174ZM177 201H178V199H177ZM24 202H25V201H24ZM108 203H109V202H108ZM19 204H20V203H19ZM37 204H38V203H37ZM56 204H57V203H56ZM79 204H80V203H79ZM160 204H161V203H160ZM165 204H166V203H165ZM171 204H172V203H171ZM179 204H180V203H179ZM72 205H73V204H72ZM112 205H113V204H112ZM173 205H174V204H173ZM23 206H24V205H23ZM154 206H155V205H154ZM50 207H51V206H50ZM76 207H77V206H76ZM78 207H79V206H78ZM113 207H114V206H113ZM155 207H156V206H155ZM172 207H173V206H172ZM24 208H25V207H24ZM39 208H40V207H39ZM74 208H75V207H74ZM158 208H159V207H158ZM21 209L23 210V208H21ZM21 209H20V210H21ZM36 209H37V208H36ZM53 209H54V208H53ZM172 209H173V208H172ZM177 209H178V208H177ZM177 209H176V210H177ZM20 210H19V211H20ZM151 210H152V208H151ZM15 211H16V210H15ZM46 211H47V210H46ZM46 211H45V212H46ZM57 211H59V210H57ZM157 211H158V210H157ZM162 211H163V210H162ZM171 211H172V210H171ZM16 212H17V211H16ZM55 212H56V211H55ZM59 212H60V211H59ZM67 212H68V211H67ZM11 213H12V212H11ZM11 213H10V214H11ZM39 213H40V212H39ZM57 213H58V212H57ZM57 213H56V214H57ZM169 213H170V211H169ZM10 214H9V215H10ZM160 214H161V213H160ZM160 214H159V215H160ZM20 215H21V214H20ZM40 215H41V214H40ZM45 215H46V214H45ZM92 215H93V214H92ZM175 215H176V213H175L173 216H175ZM24 216H25V215H24ZM62 216H63V215H62ZM165 216H166V215H165ZM14 217H15V216H14ZM47 217H48V216H47ZM128 217H129V216H128ZM146 217H147V215H146ZM157 217H158V216H157ZM166 217H167V216H166ZM17 218H18V217H17ZM21 218H22V217H21ZM31 218H32V217H31ZM159 218H160V217H159ZM48 219H49V217H48ZM121 219H122V218H120L119 221H120ZM157 219H158V218H157ZM246 219H247V218H246ZM248 219H249V218H248ZM34 220H35V219H34ZM46 220H47V219H46ZM164 220H165V218H164ZM164 220H163V221H164ZM31 221H32V220H31ZM115 221L117 222L118 220H115ZM119 221H118V222H119ZM124 221H125V220H124ZM155 221H156V220H155ZM157 221H158V220H157ZM223 221H224V220H223ZM246 221H247V220H246ZM248 221H249V220H248ZM248 221H247V222H248ZM28 222H29V221H28ZM43 222H45V221H43ZM55 222H56V221H55ZM62 222H63V221H62ZM65 222H66V221H65ZM120 222H122V221H120ZM153 222H154V220H153ZM13 223H14V222H13ZM56 223H57V222H56ZM56 223H55V224H56ZM114 223H115V222H114ZM122 223H123V222H122ZM144 223H145V222H144ZM157 223H158V222H157ZM173 223H174V222H173ZM24 224H25V223H24ZM30 224H31V223H30ZM35 224H36V223H35ZM35 224H34V225H35ZM37 224H38V223H37ZM37 224H36V225H37ZM61 224H62V223H61ZM127 224H128V222H127ZM167 224H168V222H167ZM245 224H246V222H245ZM247 224H248V223H247ZM43 225H44V224H43ZM62 225H63V224H62ZM119 225H120V224H119ZM119 225H118V227H119ZM124 225H125V224H124ZM130 225H131V224H130ZM130 225H129V227H131ZM141 225H142V223H141ZM144 225H145V224H144ZM151 225H152V224H151ZM158 225H159V224H158ZM240 225H241V224H240ZM243 225H244V223L242 224V226H243ZM3 226H5V225H3ZM47 226H48V225H47ZM115 226H117V225L115 224ZM125 226H126V225H125ZM20 227H21V226H20ZM20 227H19V229H20ZM26 227H27V226H26ZM62 227H64V226H62ZM151 227H153V226H151ZM151 227H150V228H151ZM156 227H157V226H156ZM237 227H238V226H237ZM39 228H40V226H39ZM66 228H67V227H66ZM172 228H173V227H172ZM17 229H18V228H17ZM43 229H44V228H43ZM45 229H46V228H45ZM70 229H71V228H70ZM75 229H76V228H75ZM116 229H117V228H116ZM163 229H164V228H163ZM235 229H236V228H235ZM243 229H244V228H243ZM23 230H24V229H23ZM54 230H55V228H54ZM123 230H124V229H123ZM159 230H160V229H159ZM165 230H168V229H165ZM172 230H173V229H172ZM236 230H238V228H237ZM246 230H247V229H246ZM21 231H22V230H21ZM97 231H98V230H97ZM103 231H104V230H103ZM124 231H125V230H124ZM126 231H127V230H126ZM126 231H125V232H126ZM134 231H135V230H134ZM134 231H133V232H134ZM140 231H141V230H140ZM151 231H152V230H151ZM151 231H150V232H151ZM234 231H235V230H234ZM116 232H117V231H116ZM121 232H123V231H121ZM130 232H132V230H131ZM133 232H132V233H133ZM164 232H165V231H164ZM164 232H163V233H164ZM232 232H233V231H232ZM10 233H11V232H10ZM16 233H17V232H16ZM31 233H32V232H31ZM36 233H37V231H36ZM40 233H41V232H40ZM44 233H45V232H44ZM48 233L52 235V233H50V232H48ZM48 233H47V234H48ZM137 233H138V232H137ZM137 233H136V234H137ZM160 233H161V232H160ZM235 233H236V232H235ZM237 233H239V231H238ZM237 233H236V234H237ZM29 234H30V233H29ZM64 234H65V233H64ZM66 234H67V233H66ZM133 234H134V233H133ZM24 235H25V234H24ZM31 235H32V234H31ZM42 235H43V232H42ZM67 235H68V234H67ZM129 235H130V233H129ZM129 235H128V236H129ZM159 235H160V234H159ZM166 235H167V234H166ZM166 235H165V236H166ZM171 235H172V234H171ZM171 235H170V238H171ZM22 236H23V235H22ZM27 236L29 237V235H27ZM44 236H45V235H44ZM62 236H63V235H62ZM106 236H107V235H106ZM112 236H113V235H112ZM128 236H127V237H128ZM141 236H142V235H141ZM141 236H140V237H141ZM163 236H164V234H163ZM228 236H230V235H228ZM52 237H53V236H52ZM158 237H159V236H158ZM167 237H168V235H167ZM226 237H227V236H226ZM12 238H13V237H12ZM14 238H15V237H14ZM14 238H13V239H14ZM62 238H63V237H62ZM68 238H69V237H68ZM129 238H130V237H129ZM131 238H132V237H131ZM137 238H138V237H137ZM184 238H185V237H184ZM29 239H30V238H29ZM51 239H52V238H51ZM108 239H111L110 236H109ZM140 239H141V238H140ZM154 239H155V238H154ZM161 239H163V238H161ZM226 239H227V238H226ZM230 239H231V236H230ZM21 240H22V238H21ZM42 240H43V239H42ZM67 240H68V239H67ZM92 240H93V239H92ZM123 240H124V239H123ZM123 240H122V241H123ZM128 240H129V239H128ZM131 240H132V239H131ZM147 240H148V237H147ZM159 240H160V239H159ZM216 240H217V239H216ZM37 241H38V239H37ZM106 241H107V240H106ZM106 241H105V242H106ZM126 241H127V240H126ZM129 241H130V240H129ZM12 242H13V240H12ZM20 242H21V241L19 240V243H20ZM95 242H96V241H95ZM120 242H121V241H120ZM160 242H161V241H160ZM197 242H198V241H197ZM19 243H18V244H19ZM66 243H67V242H66ZM72 243H74V242H72ZM89 243H90V242H89ZM93 243H94V241H93ZM103 243H104V242H103ZM122 243H123V242H122ZM158 243H159V242H158ZM158 243H157V244H158ZM169 243H170V241H169ZM60 244H61V241H60ZM85 244H87V243H85ZM130 244H131V243H130ZM159 244H160V243H159ZM172 244H173V243H172ZM172 244H171V245H172ZM16 245H17V244H15V246H16ZM43 245H44V244H43ZM145 245H146V244H145ZM155 245H156V243H155ZM15 246H14V248H15ZM34 246H36V245H34ZM37 246H38V245H37ZM74 246H75V245H74ZM91 246H93V245H91ZM103 246H104V245H103ZM119 246H120V244H119ZM126 246H128V245H125V249H126ZM147 246H148V245H147ZM173 246H174V245H173ZM175 246H176V244H175ZM178 246H179V245H178ZM178 246H177V248H178ZM39 248H40V246H39ZM77 248H78V246H77ZM117 248H118V246H117ZM182 248H183V246H182ZM12 249H13V248H12ZM66 249H67V248H66ZM120 249H122V245H121V248H120ZM123 249H124V246H123ZM137 249H138V248H137ZM166 249H167V248H166ZM166 249H165V250H166ZM168 249H169V248H168ZM36 250H37V253H38V249H36ZM56 250H57V249H56ZM87 250H88V249H87ZM115 250H116V249H115ZM145 250H146V249H145ZM149 250H150V249H149ZM179 250H181V249H179ZM217 250H218V249H217ZM217 250H216V251H217ZM101 251H102V250H101ZM118 251H119V250H118ZM136 251H138V250H136ZM147 251H148V250H147ZM171 251H172V250H171ZM174 251H175V250H174ZM182 251H183V249H182ZM40 252H41V251H40ZM40 252H39V253H40ZM44 252H45V251H44ZM89 252H90V251H89ZM115 252H117V251H115ZM119 252H120V251H119ZM131 252H132V251H131ZM143 252H144V249H143ZM178 252H179V251H178ZM194 252H195V251H194ZM9 253H10V252H9ZM95 253H96V251H95ZM102 253H103V251H102ZM133 253H134V252H133ZM137 253H138V252H137ZM157 253H158V252H157ZM161 253H162V252H161ZM166 253H167V251H166ZM172 253H173V252H172ZM174 253H175V252H174ZM174 253H173V254H174ZM181 253H183V252H181ZM185 253H186V251H185ZM31 254H32V253H31ZM41 254L43 255L42 252H41ZM76 254H77V252H76ZM114 254H115V253H114ZM122 254L124 255V252H123ZM122 254H121V256H123ZM149 254H150V253H149ZM86 255H87V254H86ZM86 255H85V256H86ZM109 255H110V254H109ZM151 255H152V254H151ZM157 255H158V254H157ZM157 255H156V256H157ZM44 256H45V255H44ZM83 256H84V255H83ZM107 256H108V254H107ZM117 256H118V255H116L115 257H114V256H112V257L110 256V259H109V260H110L112 263H116V262H118V261L120 260ZM124 256H125V255H124ZM142 256H143V255H142ZM79 257H80V255H79ZM100 257H101V256H100ZM163 257H164V256H163ZM176 257H177V256H176ZM176 257H175V258H176ZM43 258H44V257H43ZM43 258H42V259H43ZM47 258H48V257H47ZM122 258H123V257H122ZM122 258H121V259H122ZM165 258H166V257H165ZM178 258H179V255H178ZM263 258H264V257L262 256V259H263ZM32 259H33V258H32ZM85 259H86V258H85ZM197 259H198V258H197ZM33 260H34V259H33ZM46 260H47V259H46ZM151 260H152V259H151ZM263 260H264V259H263ZM41 261H42V260H41ZM43 261H44V260H43ZM43 261H42V262H43ZM85 261H86V260H85ZM103 261H104V260H103ZM125 261H127V260H125ZM155 261H156V260H155ZM175 261H176V260H175ZM46 262H47V261H46ZM50 262H51V261H50ZM119 262H120V261H119ZM119 262H118V263H119ZM140 262H141V260H140ZM181 262H182V261H181ZM257 262H258V261H257ZM263 262H264V261H263ZM33 263H34V262H33ZM33 263H32V264H33ZM85 263H86V262H85ZM105 263H106V262H105ZM118 263H117V264H118ZM122 263H123V262H122ZM128 263H129V262H128ZM141 263H142V262H141ZM144 263H146V262H144ZM148 263H150V262H148ZM175 263H176V262H175ZM100 264H102V263H100ZM178 264H180V263H178ZM203 264H204V263H203ZM205 264H206V262H205ZM252 264H253V263H252ZM259 264H260V263H259Z\"/></svg>",
	"mask_w": 264,
	"mask_h": 264
}]
</instances>
